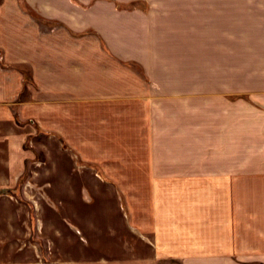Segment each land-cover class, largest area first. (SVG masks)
I'll return each instance as SVG.
<instances>
[{
	"label": "crops",
	"instance_id": "crops-1",
	"mask_svg": "<svg viewBox=\"0 0 264 264\" xmlns=\"http://www.w3.org/2000/svg\"><path fill=\"white\" fill-rule=\"evenodd\" d=\"M46 136L113 181L53 183L52 264H264V0H1L0 190ZM15 207L0 264H39Z\"/></svg>",
	"mask_w": 264,
	"mask_h": 264
},
{
	"label": "rangeland",
	"instance_id": "rangeland-1",
	"mask_svg": "<svg viewBox=\"0 0 264 264\" xmlns=\"http://www.w3.org/2000/svg\"><path fill=\"white\" fill-rule=\"evenodd\" d=\"M1 3V0H0ZM239 31V30H238ZM240 33V32H238ZM126 68L130 69L136 74L140 75V78L149 85L152 90L158 89L155 84H150L148 78H146L143 67L134 62H125ZM25 73V72H24ZM24 80L30 82V77L24 75ZM157 96L159 94L157 93ZM129 110H125L128 112ZM14 118L19 121V116L16 115ZM22 123V122H20ZM129 126V125H128ZM131 128V127H130ZM132 132L126 131L125 134V144L127 146L131 145V141L128 136H131ZM128 137V138H127ZM51 136H46L45 138L40 137V140L35 141V143L30 139L25 145V148L33 154L32 157L27 158L26 171L24 173H18L16 180L18 182L15 188L0 190V196H6L11 200L17 210L16 216L24 215L29 216L30 222L32 224L30 238L24 243L32 246L36 249L35 253L37 256V261L39 264H52L48 259L50 247L46 243L45 239L40 238V231H38V217L37 216H60L63 211H57L58 207L54 204L53 193L58 191L54 188L53 183L60 179L61 181L68 180L69 175L78 176L79 180H84L85 176L81 175L79 169L83 166H90L92 173V181L107 180L110 181L108 177H99V173L102 169V164L95 161H86L81 156H53L55 153L56 145L50 141ZM40 142V149L36 146ZM126 146V147H127ZM125 147V149H126ZM68 147L66 146V149ZM38 149V150H37ZM126 158V157H125ZM112 163L110 167H116V159L112 157ZM124 159V158H120ZM130 159V158H127ZM125 163V162H124ZM131 164V162H130ZM76 169V173L62 172L67 169ZM40 169V172H39ZM61 171V172H60ZM82 176V177H81ZM87 177V176H86ZM121 181V180H120ZM115 185V184H114ZM62 190V189H61ZM113 191L110 189V192ZM68 192V190H66ZM40 202V205L38 204ZM126 209L125 205H121ZM21 208V209H19ZM23 210V211H22ZM40 210V214L39 213ZM41 262V263H40Z\"/></svg>",
	"mask_w": 264,
	"mask_h": 264
}]
</instances>
